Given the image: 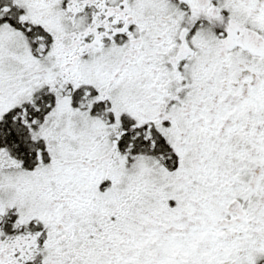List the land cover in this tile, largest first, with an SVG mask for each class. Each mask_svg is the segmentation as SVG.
Masks as SVG:
<instances>
[{
    "label": "snow or ice",
    "instance_id": "6c2138e0",
    "mask_svg": "<svg viewBox=\"0 0 264 264\" xmlns=\"http://www.w3.org/2000/svg\"><path fill=\"white\" fill-rule=\"evenodd\" d=\"M0 264H264V0H0Z\"/></svg>",
    "mask_w": 264,
    "mask_h": 264
}]
</instances>
